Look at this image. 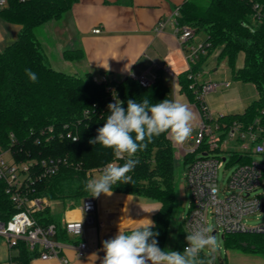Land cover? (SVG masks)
Instances as JSON below:
<instances>
[{"label": "trees", "instance_id": "obj_1", "mask_svg": "<svg viewBox=\"0 0 264 264\" xmlns=\"http://www.w3.org/2000/svg\"><path fill=\"white\" fill-rule=\"evenodd\" d=\"M78 1L7 0V4L0 7V21L21 26L17 38L0 51V146L9 148L16 161L31 163L21 191L30 197L46 198L48 202L60 200L65 208H74L84 198L92 197L84 185L87 179L94 177V171H101L108 163H125L123 159L116 160L111 149L89 143L110 114L107 106L116 100L123 101L124 108L128 99L141 102L147 98L152 103L171 100L161 73L148 85H141L131 75L119 81L108 78L104 81L91 72L66 73L51 65L35 28L60 19ZM177 24L191 25L196 34H204L205 41L210 43L205 52L178 75L181 91L192 103L200 104L197 94L202 83L197 77L204 72L207 58L219 51V58L228 60L233 78L252 83L257 97L243 112L223 114L218 120L248 126L258 119L264 126V0H184L178 7ZM240 55H243V64L237 66ZM83 56L82 48L64 51V57L70 61ZM25 69L37 74L36 83L29 80ZM105 74L107 72L102 71V75ZM74 137L79 139L74 140ZM177 149L169 135L154 137L145 150L133 157L139 160L128 173L133 183H118L112 190L160 204L153 215L155 228L152 230L159 232L156 239L161 249H166L178 195ZM198 153L185 154L183 163L189 164ZM52 157L62 160L58 171L42 176L40 162ZM239 157L234 155L233 162L242 161ZM16 211L4 182L0 181V217L7 220ZM34 216L40 225H56V240L77 242L49 204ZM176 230L171 250L182 251L187 243L183 219ZM224 242L228 249L264 258V233H225ZM12 248L16 253L10 257V264H30L39 255L37 249L31 250L23 241ZM205 255L202 252L201 258Z\"/></svg>", "mask_w": 264, "mask_h": 264}, {"label": "crops", "instance_id": "obj_2", "mask_svg": "<svg viewBox=\"0 0 264 264\" xmlns=\"http://www.w3.org/2000/svg\"><path fill=\"white\" fill-rule=\"evenodd\" d=\"M183 1L79 0L60 19L36 27L35 34L51 65L66 73L91 72L100 77L102 71H106V77L116 81L129 75L146 76L153 80L161 73L163 81L169 87L171 100L186 104L193 112L194 133L200 120V113L196 105L181 91L178 80V75L189 68L187 51L179 42L175 23V11ZM160 21H164L165 25L158 31ZM20 28L19 24L0 21V51L17 38ZM96 28H100V32H94ZM205 39L204 34H196L194 37V41ZM75 48L84 50L83 58L67 60L64 51ZM217 54L218 52H215L213 55ZM242 64L243 55H240L237 66ZM205 65L204 72L200 74L202 76L207 71ZM218 71L219 68H215L210 77L201 81L230 83L229 86H219L216 91L205 96V103L212 116L243 112L251 103L247 104L251 99L249 98L251 88L254 89V99L257 97L255 86L251 83L252 87H249L247 85L249 82L238 80L236 81L241 84L234 85L230 80L224 79L214 81L212 77H216ZM220 87L229 88L222 94L223 96L229 93L233 95L226 97L224 113L216 115V109H221L219 106L221 104H216L214 99L219 97L223 99V96L218 94ZM175 145L177 147V143ZM96 201L97 210L93 214L95 222L85 225L86 238L91 250L84 257H78L75 246L64 242L63 253L69 258L67 264H101L105 255L103 241L113 238L119 230L127 231L142 227L147 223V219L153 221V215L160 207L158 202L113 191L111 196L101 194ZM49 205L51 207L50 202ZM68 209L63 205L61 220L66 216ZM76 216L83 218L88 214L79 213ZM34 260H37L36 264H60L57 260L42 261L38 258L33 259L30 264H33Z\"/></svg>", "mask_w": 264, "mask_h": 264}, {"label": "built area", "instance_id": "obj_3", "mask_svg": "<svg viewBox=\"0 0 264 264\" xmlns=\"http://www.w3.org/2000/svg\"><path fill=\"white\" fill-rule=\"evenodd\" d=\"M7 4V0H0V7ZM178 9L175 11L176 30L180 44L186 49L189 66L195 62L200 53H204L210 45L207 41H194L195 29L189 24H177ZM165 25L160 21L157 30ZM100 32V28L93 30ZM141 85H148L151 81L146 76L136 77ZM107 80L106 75L98 77ZM229 82L220 84L213 81L202 83L197 94L200 104H195L200 113V120L195 132L183 144H177L184 154L199 151L197 158L192 160L185 172L188 189L191 193V203L184 216V225L189 232L194 226L210 227L214 222L213 233L254 232L264 233V220L255 224L248 222L249 218L264 215L263 193H258L264 186V160L255 158L264 155V126L258 119L251 125L242 123H221L218 117H213L205 96L221 85L229 86ZM75 139V137H74ZM187 144L186 146H184ZM224 154L223 156H221ZM240 155L242 161L233 162V156ZM229 161L227 162V159ZM42 176L58 171L61 158L42 159L40 162ZM234 163L238 165L229 176L226 185L219 182V169ZM31 163L16 161L9 148L0 146V181L5 184V191L15 204L17 211L4 220L0 217V236L5 238L10 248L25 242L31 250L37 249L36 257L42 261L57 260L60 264H67L69 258L63 253V243L55 239L57 227L54 223L40 225L34 216L35 212L49 204L46 198L30 197L27 192L20 190ZM97 201L94 197H86L78 207L69 208L62 219L67 233L77 242H70L75 246L78 257H84L91 247L86 238L85 225L95 222L94 213ZM79 213L88 214L79 218ZM212 233V234H213ZM69 243V242H65ZM69 243V244H70ZM221 249V248H220ZM214 254L213 264H226L221 250ZM35 258V259H36Z\"/></svg>", "mask_w": 264, "mask_h": 264}, {"label": "clouds", "instance_id": "obj_4", "mask_svg": "<svg viewBox=\"0 0 264 264\" xmlns=\"http://www.w3.org/2000/svg\"><path fill=\"white\" fill-rule=\"evenodd\" d=\"M25 74L32 83L38 81L31 69H25ZM122 104L123 101L116 100L107 106L110 114L89 143L111 149L115 159L125 163H108L98 177L86 180L84 189L92 197L111 196L113 185L118 183L132 184L128 173L139 163L133 157L145 150L154 137L167 134L174 143L183 144L193 131L194 114L186 104L167 98L158 103L147 98L141 102L128 99L126 108ZM153 228L154 222L147 219L142 227L128 233L119 230L113 238L103 241L105 255L101 264H213L214 254L222 246L212 228L194 226L186 233L187 243L182 251L161 249L156 239L159 232ZM202 252L206 253L204 258Z\"/></svg>", "mask_w": 264, "mask_h": 264}, {"label": "rangeland", "instance_id": "obj_5", "mask_svg": "<svg viewBox=\"0 0 264 264\" xmlns=\"http://www.w3.org/2000/svg\"><path fill=\"white\" fill-rule=\"evenodd\" d=\"M218 54L217 55H213L215 53H213L212 55L209 56V58L207 59L206 62V74L205 75H199L197 77L198 81L201 83V81L205 78L210 77L213 73H214V69L215 68H219V71L216 72V77H212V79L215 80H219V79H224V80H230L234 85L237 83L241 82H237L234 78L233 75L231 73V69L229 67L228 64V60L226 58H219V51H217ZM225 75V76H224ZM247 85H249V87H252L251 83H248ZM227 87H220L218 89V94L222 95L223 93H225V91L227 92ZM223 91V92H221ZM229 91V90H228ZM245 92H247V90H245ZM216 94V92H214ZM254 89L251 88L250 90V95L251 99H249V101L247 102V104H249V102L253 101L254 99ZM232 93L229 94H224L223 99L216 98L214 99V101H216L215 103L217 104H221L219 105L221 107V109H216V115L217 114H223L225 107H226V97H232ZM216 96V95H214ZM248 99V97H247ZM187 144H185L184 146H186ZM176 155L179 157L177 165H176V169H175V184L177 186V199L175 202V207H174V212H173V217H172V221L170 224V230H169V235H168V242L166 245V249L171 250L172 246L174 244V240H175V236H176V229L177 226L179 224V222L184 218V216L187 214L188 212V208L190 206L191 203V193L188 189V185H187V181L185 178V172L187 170V166L188 164H184L183 163V159L182 157L185 155L184 152L180 151L177 153L176 151ZM224 154H222L221 156H223ZM255 158L260 159V160H264V155L258 154L255 156ZM229 161V158L227 159V162ZM237 163H234L230 166H227L226 163L224 164L223 167H221L219 169V182L222 185H226L227 180L229 178V176L231 175L232 171L235 169V167L237 166ZM101 171H94L93 175L94 177H98L100 175ZM258 193H263V200H264V186L262 188L259 189ZM82 203V201H81ZM80 203V204H81ZM51 204V208L54 211V213L56 214L57 218H61L62 214H63V203L60 200H55V201H50ZM79 204V205H80ZM261 220H264V215L262 214L261 216H257L254 215L252 217L249 218L248 222L250 224H255L257 222H260ZM214 227V222L211 220L210 221V228ZM216 238L218 239V241L221 242V255L223 260L225 261L226 264H263L264 258L261 255H252V254H247L244 252H241L239 250H233V249H228L225 245L224 242V238L222 237V233H219ZM16 253V250L13 248H10L9 243L7 242V240L3 237L0 236V264H10L9 259L12 255H14ZM37 260L33 261V264H36ZM217 263L220 264L219 258L217 260Z\"/></svg>", "mask_w": 264, "mask_h": 264}, {"label": "water", "instance_id": "obj_6", "mask_svg": "<svg viewBox=\"0 0 264 264\" xmlns=\"http://www.w3.org/2000/svg\"><path fill=\"white\" fill-rule=\"evenodd\" d=\"M213 235H214V233H213Z\"/></svg>", "mask_w": 264, "mask_h": 264}]
</instances>
